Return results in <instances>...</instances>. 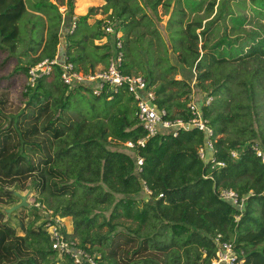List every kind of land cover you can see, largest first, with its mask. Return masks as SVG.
<instances>
[{"label": "trees", "instance_id": "16d2710c", "mask_svg": "<svg viewBox=\"0 0 264 264\" xmlns=\"http://www.w3.org/2000/svg\"><path fill=\"white\" fill-rule=\"evenodd\" d=\"M104 1L101 7L108 13L113 33L104 31L103 18L92 24L85 16L77 19L64 33L66 60L75 69L93 72L97 63H106L114 49L115 33L120 32L124 71L140 72L153 86L157 107L165 109L170 118L183 120L192 116L187 102L189 80L194 75L196 87L212 97L210 103L199 107L212 130L214 159L224 165L198 157L197 148L204 144L205 134L196 127L176 136L160 133L147 137L142 146L136 145L133 155L107 149L100 141L105 142L104 134L121 142H135L144 136L134 105L120 104L116 112H108L122 95L127 96L124 102L132 98L125 92L111 99L105 91L94 95L92 83L61 84V69L55 66L34 86L25 85L22 106L12 105L8 91L0 89V204L18 202V196L5 190L11 186L18 190L30 186L39 195L63 197L67 199L64 208L52 210L61 216L73 212L82 216L74 224L78 230L80 225L88 226L97 213L90 216L87 206L81 205L79 210L75 203L81 190L93 192L95 203L105 202L101 215L109 207L103 220L108 230L87 238L84 229L77 242L90 252H98L101 264H166L163 255L169 248V264L180 262L178 250L183 257L181 264H207L218 233L223 239L235 235V248L243 251V264H264V163L250 147L264 144V33L255 32L250 40L242 38L239 30L249 20L233 8L231 0ZM47 3L59 20L56 5ZM68 5L71 15L70 1ZM158 5L167 14L164 38L153 21V17L160 19ZM33 7L36 11L39 3ZM25 10L24 0H0V48L8 42L15 45L16 21ZM93 11L90 7L88 14ZM220 24L222 32L209 41ZM228 28L233 33L228 34ZM47 35L38 56L20 66L26 74L37 61L54 56L57 28ZM102 37L106 38L104 43H94ZM220 64L229 67L216 69ZM175 74L181 77L174 78ZM81 89L104 102L100 113L104 117L109 113L108 132L101 122L89 135L68 140L83 121L72 99L73 92L81 96ZM231 150H238V155L231 157ZM136 156L142 159L139 166ZM143 186L150 190L149 195ZM220 187L247 195L241 211L218 198ZM15 211L7 215L0 208V264H72L51 249L43 222L35 229L30 222L19 234L10 221ZM120 216L135 222V228L115 229L121 223L111 221ZM96 240L100 246H94Z\"/></svg>", "mask_w": 264, "mask_h": 264}, {"label": "rangeland", "instance_id": "374dc122", "mask_svg": "<svg viewBox=\"0 0 264 264\" xmlns=\"http://www.w3.org/2000/svg\"><path fill=\"white\" fill-rule=\"evenodd\" d=\"M71 2V15H69V5L68 2ZM26 10L22 13L20 18L16 21L18 35L15 42V45L11 47V42L5 43L4 48H0V89H6L8 91V99L9 102L14 106H22L24 101L22 92L27 82V74L20 68L26 66L35 59L41 51L42 45L47 38L48 32L55 30L57 28V44L55 47V55L63 53L64 44H65V37L64 33L68 30V28L72 29L74 26V22L77 19L82 18L85 16V20L88 24H92L95 20L103 18V25H111L108 19V13L103 11L101 7L104 4V0H24ZM47 2H51L56 5L57 11L60 14V19L58 20L57 13L53 8L48 6ZM39 3V8H37V13L33 10V4ZM233 8L241 14L246 15L249 20V23L244 25V28L239 30V33L242 35V38H246L250 40L254 35L255 32L258 34L264 33V0H256L255 3H252L250 0H231ZM261 5V6H260ZM263 5V7H262ZM90 7L94 8L93 13L88 14V9ZM29 9V10H27ZM32 9V10H30ZM147 11V10H146ZM109 12V11H108ZM148 12V11H147ZM157 15L159 16V20H156L153 17L154 24L156 25L157 29L160 31L161 38H164V29L167 19V14L163 13V9L160 5L156 7ZM40 13V16L38 15ZM202 11H199L198 14H201ZM149 16L151 15L149 12L147 13ZM223 28L218 25V28L213 30L210 40L214 39L215 34H220ZM214 33V34H213ZM227 33H233L228 28ZM121 35V33L119 32ZM241 38V40H242ZM106 41L105 37L101 39L94 40V43L97 45H101ZM246 41V40H245ZM244 41V42H245ZM40 44L38 45V43ZM249 42V41H247ZM200 46V42H199ZM64 54V53H63ZM105 64L99 62L95 65V68L102 67ZM255 65V64H254ZM31 67V66H30ZM229 67V64H220L215 68L220 70ZM248 68L251 65H247ZM80 70V69H79ZM140 76V72H138ZM179 74H175L174 78H180ZM249 77V76H248ZM194 75H192L189 83L191 85V99L192 101L200 104L204 98L211 97L209 95H205L204 92H201L196 85L194 84ZM208 82V81H207ZM62 84V83H61ZM153 87V86H152ZM81 96H76V94L72 93V99L74 100V104L76 108L79 109L83 121L82 124L77 128L76 132L72 135V137H68V140L71 138H82L90 133L94 132L97 126H101L108 132L109 124H108V114L104 117L102 113H100L102 107H104V102L100 99H95L86 91L81 89L80 91ZM126 95H122L120 97V102L114 104L113 107L108 109V112H116L118 110L117 106L120 104H126L128 107L134 105L133 101L124 102L126 99ZM212 100V97H211ZM198 101V102H197ZM212 102V101H211ZM210 103V101H209ZM135 106V105H134ZM264 108V104H263ZM176 109V108H174ZM96 116L94 117V115ZM104 140L100 139V141L107 147V149L111 150H119L128 154H131L132 151L130 148L125 147L123 142L104 134ZM132 155V154H131ZM62 166V165H61ZM16 186L6 187L7 191L9 190H16L20 194H26V202L27 205L20 206L16 208V210L12 213L11 217V224L17 229L19 234H23V228H27L29 223L31 222V229H35L42 221L44 216L45 209H53L56 208H64L67 199L63 197H49L46 194L39 195L36 193L30 186L24 190H18L15 188ZM84 191L81 190V193L78 197V203H75L79 210L82 207L87 206L89 210L86 214L89 213L91 216L93 213H97L95 218L88 224V226L83 227V225L79 226L78 230H75L74 224L80 221V216H78L75 212L71 214H66L63 216L64 222L71 234L75 237L78 241L83 235L82 230L86 229L87 238L89 237H96L97 234H104L108 230V226L103 223V220L106 219L108 215L109 207L103 211V215L100 214V208L103 207L105 202L102 203H95L93 201V192L83 193ZM148 195V194H146ZM143 194V196L146 197ZM18 202L14 203L17 204ZM13 202H8V205L0 204V208L4 211L5 208H9L10 206L14 205ZM38 204V206H34ZM43 205V207L41 206ZM89 205H93L90 207ZM75 207V206H73ZM76 208V207H75ZM15 210V209H14ZM77 210V209H76ZM75 210V211H76ZM13 211V210H12ZM11 211V212H12ZM71 212V208H69ZM10 212V213H11ZM23 219L21 220V217ZM33 221V222H32ZM121 223V226L116 225L115 229L123 230L125 228H135V222L131 221L130 219H126L122 216L118 218H114L111 221ZM22 224V226H21ZM44 230V228H43ZM89 245V242L87 243ZM94 246H100V243L97 240L94 242ZM179 251L180 262L183 260L181 256V251ZM171 252V248L166 249L164 251V258L166 259V264H169V254ZM176 254V253H175ZM173 254V255H175ZM203 255V254H202ZM201 255V257H202ZM109 264H113L110 262ZM130 264H141L139 261L132 262Z\"/></svg>", "mask_w": 264, "mask_h": 264}, {"label": "built area", "instance_id": "2783aa9c", "mask_svg": "<svg viewBox=\"0 0 264 264\" xmlns=\"http://www.w3.org/2000/svg\"><path fill=\"white\" fill-rule=\"evenodd\" d=\"M104 31L107 34H112L113 27L109 24L105 25ZM120 36L117 31L115 33L114 49L107 56L105 65L96 68L93 72H83L75 69L74 64L66 60L64 54L61 53L50 59L43 58L29 67L26 85L34 86L39 77L49 74L55 66H59L61 69L59 81L64 85L70 86L75 83L87 86L92 83V94L99 95L102 91H105L108 99H111L119 92H125L132 98L136 108L135 117L137 123L144 132V136L139 137L135 142L130 140L123 142L125 147L132 150L130 151L132 155L136 152V145L142 146L147 137L160 133H170L176 136L181 131L196 127L205 134L204 144L197 148L198 157L203 161L209 158L216 165L223 166V162L215 161L214 159L215 149L212 142V130L208 125L207 119L203 118L199 104L192 101V95L189 94V101L187 102V107L192 116L187 120L170 118L165 109L158 108L154 103L156 96L147 81L140 75L124 71V52ZM210 100L211 97L204 98L200 104H208ZM250 147L254 155L264 163V144L253 143ZM238 153V150H231L230 156L236 157ZM135 162L138 166L141 165V157L136 156ZM143 188L146 194L149 195L151 193L145 186ZM217 195L218 198L229 201L239 211L243 209L244 201L247 198V195L239 196L235 190L222 187L217 189ZM34 206H38V204ZM41 206L43 207V205ZM238 217L239 215L237 214L234 219L237 220ZM42 222L44 231L49 238L51 249L56 252L59 258L67 257L72 264H101V255L98 252L86 250L78 245L74 237L70 236L63 216L55 213L52 209H45ZM213 242L215 250L207 264L244 263L243 251L235 248V235H232L229 239H223L222 235L218 233L214 236ZM56 264L59 263L57 262Z\"/></svg>", "mask_w": 264, "mask_h": 264}, {"label": "water", "instance_id": "95a60500", "mask_svg": "<svg viewBox=\"0 0 264 264\" xmlns=\"http://www.w3.org/2000/svg\"><path fill=\"white\" fill-rule=\"evenodd\" d=\"M8 192H10V193H12V194H14V195H16V196H18V198H19V203H17V204H14V205H12V206H10L9 208H5V212H6V214L7 215H9V213L12 211V210H14V209H16V208H18V207H20V206H25V205H27V202H26V194H20L18 191H16V190H9Z\"/></svg>", "mask_w": 264, "mask_h": 264}, {"label": "crops", "instance_id": "0c3cea01", "mask_svg": "<svg viewBox=\"0 0 264 264\" xmlns=\"http://www.w3.org/2000/svg\"><path fill=\"white\" fill-rule=\"evenodd\" d=\"M27 10H29V9H27ZM30 10H32V9H30ZM32 11H34V10H32ZM36 13H37V11H35ZM38 15L40 16V13H38ZM210 18V17H209Z\"/></svg>", "mask_w": 264, "mask_h": 264}]
</instances>
